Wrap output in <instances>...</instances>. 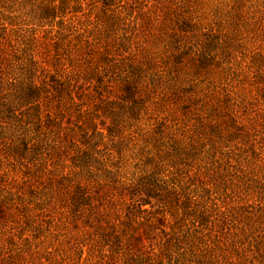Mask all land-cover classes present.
Here are the masks:
<instances>
[{
  "label": "rangeland",
  "instance_id": "rangeland-1",
  "mask_svg": "<svg viewBox=\"0 0 264 264\" xmlns=\"http://www.w3.org/2000/svg\"><path fill=\"white\" fill-rule=\"evenodd\" d=\"M0 264H264V0H0Z\"/></svg>",
  "mask_w": 264,
  "mask_h": 264
},
{
  "label": "trees",
  "instance_id": "trees-1",
  "mask_svg": "<svg viewBox=\"0 0 264 264\" xmlns=\"http://www.w3.org/2000/svg\"><path fill=\"white\" fill-rule=\"evenodd\" d=\"M134 190H136V189H134ZM135 192V193H134ZM133 192V194L135 195L136 193H138L137 192V190L136 191H134ZM141 202L139 203V206H141V205H143V204H145V203H148V202H145V200L144 199H139ZM135 203H128V205H130V208L132 209V211L133 212H131L130 211V213H129V210H127V222L125 223V227L128 229V227H132L134 224L135 225H139V224H142L143 222L142 221H140V220H138L136 217H137V214H136V212L134 211V208L132 207V205H134ZM139 211H141V212H146L147 210H145V209H141L140 210V208H139ZM134 216V217H133ZM133 217V218H132ZM136 220H135V219ZM133 224V225H132ZM136 229L138 228V227H135ZM135 229V230H136ZM116 238V241H118V244L120 243V237L119 236H117V237H115ZM119 238V239H118Z\"/></svg>",
  "mask_w": 264,
  "mask_h": 264
}]
</instances>
